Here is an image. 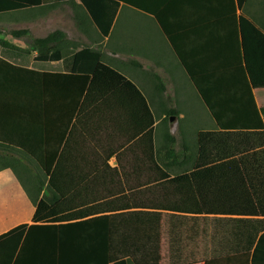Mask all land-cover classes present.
Masks as SVG:
<instances>
[{
	"label": "trees",
	"instance_id": "obj_1",
	"mask_svg": "<svg viewBox=\"0 0 264 264\" xmlns=\"http://www.w3.org/2000/svg\"><path fill=\"white\" fill-rule=\"evenodd\" d=\"M246 2L233 0V18L226 21L232 52L223 47L197 63L183 54L181 30L165 17L169 1L0 0V14L79 8L102 39L112 34L122 4L152 17L217 128L199 132L196 152L185 146L170 132L178 107L160 113L100 50L72 47L61 29L33 37L26 49L3 41L0 171H14L36 211L31 226L0 236V264H11L42 231L45 264H159L161 212L214 217L218 254L204 264H264V104L253 90L264 84V30L237 15ZM11 33L20 38L29 30ZM157 120L166 128L161 148ZM186 148L187 160L174 170L173 159ZM113 156L116 168L108 163ZM136 165L147 167L145 177L127 174ZM73 169H110L124 186L85 187L91 177L65 173ZM104 188L108 194L99 193V203L90 206L91 191Z\"/></svg>",
	"mask_w": 264,
	"mask_h": 264
},
{
	"label": "crops",
	"instance_id": "obj_2",
	"mask_svg": "<svg viewBox=\"0 0 264 264\" xmlns=\"http://www.w3.org/2000/svg\"><path fill=\"white\" fill-rule=\"evenodd\" d=\"M143 1H148V0H143ZM154 1L156 2L164 1V4H166L167 1H169V8L165 13V17L167 18L169 17L171 19V26L177 28V30H181V33L179 34V38H177V41L179 42V45H181V49L183 48V54H185L188 58H192L193 60L192 62L202 63L205 61L206 56H210L211 54L210 52H216L218 49H221L223 47L228 48V50H231L232 52L233 49L232 47H233V43H235L234 42L235 38L233 39L229 38V35L231 33L226 34L227 31L226 21L229 16L232 17L233 0H154ZM125 7L133 9L130 6L124 4L121 5L118 17L116 19V22L114 23L112 34L110 35L109 38L104 40L110 41L112 39L116 25L120 18L121 11ZM45 9L48 8H44L41 11ZM74 12H77L78 14V16L74 15L75 17L74 24L80 26L81 28L84 27L83 29H85V31H87L86 29L89 30L88 25L93 24L91 20L79 8H77L76 11L74 10ZM241 13L247 16L248 18H250L251 20H253L254 22H256L264 30V0H247L242 11H238L237 15H240ZM88 19L90 21H88ZM150 22H152V25L158 31L159 36L161 38L160 40L166 42L165 44L168 45L169 48L166 49V45H165V48L162 46L161 49H159L156 52L153 49L150 51L148 49L149 42H146L142 48H139V46H137L138 53H140L142 56H145L147 58L154 59L156 64L166 63L172 66L173 71L176 70L175 66L173 65V60H175L180 65L178 58L171 49L166 39V36L163 34L160 26L154 20ZM61 30L66 32V30L64 29ZM75 45L76 44L71 43L72 47L81 49L77 45L76 46ZM169 49L171 50V52H169ZM206 49L211 51H206ZM171 57L172 59H170ZM132 61H138V60L132 59ZM142 68L143 66L141 64L140 69ZM178 73L176 74V71L171 72L170 69L168 72V76H169L168 78L160 75L158 72H155L153 75L151 74L152 77L147 74L145 75L144 78V71L140 73L142 74L141 76L144 79H147L145 85H147L149 89L146 90V88L143 89L141 86L140 87L144 92L145 96H147L149 99L151 98L154 99V107H155L154 109L159 110L160 113H162L164 106H174L179 108L178 106L179 103L185 102L186 105H188L189 103V98H187L186 90L187 87L189 86L194 88L193 83L187 77L183 68L181 73L182 75L184 74V76H180L178 75ZM125 75L127 76V78L133 80L128 74L125 73ZM158 77L164 80L166 84V92L162 91ZM151 78L154 79L153 83L150 82ZM168 79H170L174 83L172 92L169 90ZM177 79L178 81L176 82ZM253 90L256 95L257 102L258 103L262 102L264 104V84L259 87H255ZM196 94L200 99L202 106L206 108V106L204 105L203 101L201 100L197 92ZM179 95L183 97V100H181L180 102L177 99V96ZM206 110L208 111L207 108ZM179 119H181L180 122ZM160 122L161 120L156 121L155 129H156V144L158 147L161 148L163 142V133L166 132V128L163 127L160 124ZM208 130H217L216 124L214 128L210 127V129H208L207 126H202L198 124L196 115H193L191 113L189 114L188 117L186 113L181 110V115L179 118L177 116L170 117L171 134L178 136L185 146H187V144H191L195 152L197 151V137L199 132L208 131ZM187 154H188L187 148L185 151L180 150L179 156L175 157L172 162L173 165L175 166L174 170L176 169L178 170L179 169L178 166L185 163V161L187 160L186 157ZM132 158L133 157H128V160H131ZM76 159L79 158L75 157L73 161ZM89 160L91 162L92 159L90 158ZM166 161L169 162L168 160ZM108 163L111 168L118 167V161L116 156L110 158ZM126 172L129 175H138L145 177L147 175V167L145 165H136L134 167L127 168ZM65 173L75 174L76 176L89 174L91 178L88 182H86L87 185H85V187L124 186L115 181L113 175L114 173L110 169L107 170L73 169L72 171L68 170ZM171 174L173 176L175 175L174 173ZM96 176L98 177V179H92V177H96ZM108 192L109 191L106 188L100 191L92 190L90 193L92 198L90 201L91 203L90 206H96L99 203L98 200L100 199L98 198L99 195L100 194L107 195ZM96 200L97 202H95ZM106 200H104V202H101V204L106 203L108 205L109 199L107 198ZM35 211H36L35 203L31 200L30 195L27 192V189L20 182L18 176L14 173V171L12 169H5L3 171H0V236L22 225L31 226L33 224ZM164 213L169 214L167 221L165 222L163 221ZM176 216H191V217H189V219H184L182 223L179 224L178 220H176ZM203 216L207 217V215H203ZM203 216L161 212L159 264H204L207 259L218 254L216 250L217 248L215 247L214 250L212 251V249L209 247L208 244L206 248L204 246L199 247V249L197 250L198 258L197 257L194 258L196 245L193 236L194 225L192 221L194 220V218H200ZM208 217H211L214 220L213 216H208ZM220 230L221 229H219V231ZM43 232L44 231H42V233H39L40 235H37V237L34 239V241L31 244L25 243L23 247V251L18 255H16V258L12 261L11 264H38V263L45 264V262L48 261L47 259L49 257V252H48L46 237H44L45 233ZM217 232H218L217 227L215 228V224H214L215 237L220 238L221 235L217 236L216 235ZM223 235L224 232L222 231V237ZM32 251H34L39 258H34L32 255ZM18 256L19 258L17 259ZM114 264H127V261L122 260Z\"/></svg>",
	"mask_w": 264,
	"mask_h": 264
},
{
	"label": "rangeland",
	"instance_id": "obj_3",
	"mask_svg": "<svg viewBox=\"0 0 264 264\" xmlns=\"http://www.w3.org/2000/svg\"><path fill=\"white\" fill-rule=\"evenodd\" d=\"M71 6L67 4L59 5L53 8H48L43 11H25L18 13H4L0 14V43L5 40H10L19 45L21 48H30L33 37H44L55 29H64L68 33V39L71 43L76 44L79 48L91 47L93 49L100 50L103 53L104 62L118 67L128 74L139 86L143 89L147 87L145 75H152L158 72L160 75L168 78V72L176 71V74L182 75V67L173 60V65L176 70L173 71L171 65L166 63L156 64L154 59L147 58L138 53V48H142L146 42H149L148 49H152L156 52L163 46L165 48L164 41L160 40L158 31L152 25L153 19L140 12H137L130 8H123L120 14L119 21L116 25L115 32L110 41L101 38L99 32L96 30L93 24H89V30L83 29L74 24L77 12H74ZM77 9V8H75ZM88 21H90L88 19ZM28 29L30 31L28 36L14 37L11 31ZM75 45V46H76ZM135 45V46H134ZM169 46L166 45V49ZM169 52L171 50L169 49ZM132 59L138 60L143 68L136 67L131 63ZM172 59V57L170 58ZM125 65V69L121 66ZM146 68V69H145ZM144 71V78L140 74ZM139 72V73H137ZM152 74V75H151ZM154 79L151 78V83ZM178 79L176 80V82ZM149 82V83H150ZM150 86V84H149ZM169 90L172 92L174 83L168 79ZM193 87H187L186 93L189 98V103H179V108L186 113L196 115L197 123L202 126H207L208 129L215 127V122L206 110L202 106L200 99L198 98ZM173 95V94H172ZM174 97V96H173ZM178 101L183 100L182 96H177ZM189 106V107H187ZM168 213L163 214V221H167ZM191 216H176L179 224L184 219H189ZM194 225V239L196 245V251L194 258H198L199 247H209L214 250L219 239H216L214 234V220L211 217L194 218L192 221Z\"/></svg>",
	"mask_w": 264,
	"mask_h": 264
}]
</instances>
